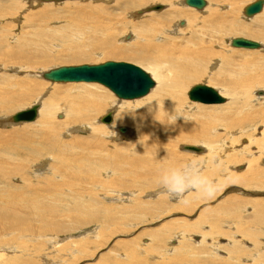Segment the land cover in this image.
Instances as JSON below:
<instances>
[{
	"label": "bare ground",
	"instance_id": "1",
	"mask_svg": "<svg viewBox=\"0 0 264 264\" xmlns=\"http://www.w3.org/2000/svg\"><path fill=\"white\" fill-rule=\"evenodd\" d=\"M0 1L7 2L11 6H14L15 3L22 4L23 11L28 9L27 5L21 0ZM29 1L30 7L35 6L33 3H37L31 0ZM36 1H42L43 3L51 2L43 0ZM109 1L113 2V8H115L113 10L123 11L122 15L121 12L116 16L107 12V4ZM153 1L167 3V8L162 13H150V11V15H145L147 17L145 20L143 19V21H141V17L143 16H141V13H138L141 9L135 12L131 10L133 7L145 5ZM183 1L184 0L73 1L71 4H74L72 7L75 8L71 10V18L64 26L57 29L52 27L49 28V31L39 27L29 34L27 33L30 37L27 50L35 54H42L43 46H45L49 38H52L51 43L54 41L61 42L63 47H79L84 44L83 41L85 40H87L88 44H90V46L92 45V47L93 45L99 46L96 38L105 35L108 37L110 34H113L116 32L118 23H120L121 27H125V30L132 32L131 36L126 37L127 40L129 37L131 39L128 42L133 40L128 45L136 49V44L144 42L142 46H144L146 51L153 50L154 60L146 61L143 63L142 68L150 74L154 81V86L149 93L143 96L144 98L141 97L142 99L140 100L131 101L123 99V101H118V99L116 102L115 99L112 100L113 97L110 98L109 95L111 94L107 92V90L93 83L64 82L59 84H69L60 86L54 82L51 83L52 85H50L46 97L39 98L34 104L27 108L31 109L34 105H37L36 115L32 120L36 127V131L33 135L29 136H27V134H17L16 137L24 136L21 138L23 142L18 145L9 144L6 147L7 149L0 152V184L2 183L0 186V236L7 238L5 239L6 242L17 244L16 247L11 244L9 249L0 246V264H35L31 262L32 260H23L29 256L35 257L32 254L38 253L41 246L45 247L44 251L49 249L47 252H49L50 258L58 257L60 254L62 256L66 253H68L70 259L73 257L76 259L77 255L81 258L88 252L86 250L88 247L84 245L85 243L87 245V241L86 239L83 240L84 238L88 237L94 241L101 240L105 234L109 233L113 235L121 232L124 233L127 232L124 231L127 226L132 227L134 224L140 225L141 223L150 221L149 218H158V216L154 215V210L151 211L149 206H147L148 203L146 204L144 202V204L139 202L136 198H140L143 192L155 187L159 183L160 170L163 167L180 164L174 156L176 153L174 154L171 148L177 147V139L179 141L180 137H187V135L190 134L185 132L182 136V130L194 128L202 135L203 132L201 133V128H207L206 125H198V123H195L193 120H185V108L187 106L194 107V104L195 106L197 105L196 102L190 100L189 101L193 103L191 105L187 104L188 101L186 103L183 99L185 93L188 97V91L191 88H189V85L193 81H201L202 84L207 86L211 85L212 87L215 85L219 95L221 94L224 99H227L226 103H220L222 104V110L210 109L207 110V112L208 116L214 117L222 115V112L227 110L230 111L231 117L228 116L229 118H227V120H225V118L223 125L221 124L223 129L222 127L220 128L229 135L228 148L222 150L220 147L221 145L217 147L219 141H212L213 137H215L213 135L210 140H206L208 143L206 146L205 144L203 145V142H200L202 145L182 144L179 147V151L189 153L191 156L200 155L199 157L208 160L214 159L221 165L219 172L225 171L224 169L227 166L235 170L233 166L235 163H238L236 160L241 158V155L238 154H246L247 158H249V160L246 161V168L242 170L243 172L238 171L239 174H234L238 178H235L234 175H230L225 179V182L233 180L232 182H237L241 184V186L247 188H258L262 186L263 182L259 180V178L263 175V171L262 169L258 171V168L254 166L255 162L262 154L259 153V156L251 157L248 153L249 146H247L246 149L243 148L244 150L242 149L243 146L238 148L243 150L241 153H236L238 151H234L232 153L235 154H231L230 152L233 151V146L236 142L243 137V134L240 133L245 131H257L261 129L259 132L261 137L253 140V142L256 144L259 152H261L264 146V93L260 94L261 91H258L259 89L264 90V4L261 11L252 17V19L256 21V28L253 29L239 21L240 12H242V17L245 18L243 9L247 5L242 7L244 0H210L209 3L206 2V6L202 10L193 8V10L195 9L199 14H187L183 12V9L179 7L181 5L184 7L187 6ZM42 2L41 5L40 3L37 5H43L45 7L52 5V3L42 4ZM12 15L15 17L16 22L19 23V19L22 17V11ZM128 17L131 19L127 20ZM0 19H5L1 10ZM37 21L43 22V18L39 16ZM183 26H185V28H182ZM36 30H38L39 36H37L35 40L34 35ZM184 30H190L191 32L195 31L199 33L200 38L198 40L191 39L190 37L184 38ZM165 33H170L172 36H165ZM230 35H243L249 39H256L260 42V44L257 42L259 47L255 49L232 47L231 40L233 38L227 37ZM22 36L23 34L19 37ZM180 36H182V38ZM110 39L108 40L111 42ZM177 39H181L182 41L178 42ZM34 40L35 42L29 45V43ZM95 41L97 43H95ZM9 42L10 37L2 39L0 36V60H3V58L9 56L13 52V47H9V50H4L6 45H10ZM181 43H183V45H180ZM227 43L231 49H227L225 46ZM83 48L84 46L79 48L81 50H71L72 53H70V56H77V52L86 55L87 51L83 50ZM235 48H237V52H235ZM117 49V46L111 45L105 52L112 54L115 53ZM240 50H244V52H238ZM231 51L236 53L235 56H233V53L230 54ZM162 62H167L173 69L171 75L163 82L154 71V65ZM211 62L213 64L209 65ZM218 62V67L212 69ZM32 65L34 64L31 62L27 63L28 68H31ZM4 66H6V64L4 63L2 65V61H0V69L4 68ZM14 71H17V69ZM42 73H31V76L35 78V80L43 79ZM1 78L2 76L0 75V83L3 82L8 85L6 86L4 84L5 87L2 89L0 88V115L4 114L2 111H6L1 108L4 102H21L23 98L26 97L22 96L15 98L13 93L16 90L31 94L35 92L38 86V83L36 84V82L31 79L27 81L21 80L22 82L17 83V80H15L16 78L13 76H7L6 82L2 81ZM107 98H110V102L106 101ZM259 101L262 102L259 103ZM105 104L106 107L104 112L100 113V108ZM198 104L202 105V103ZM27 109L19 110L14 114ZM127 110L134 111L131 114L124 113L119 116L121 112ZM173 111H182L184 113V119L178 120L173 125H166V114ZM105 113L111 114V122L108 125L101 124V119L97 120L98 117ZM225 116L227 115L225 114ZM55 117H57L59 121L56 120ZM8 119V117L1 118L0 126L3 125V127H7V125H9ZM120 120L128 121L131 123L130 125L136 126L130 129L129 127L127 129L122 128L120 127ZM20 123L26 122L23 121ZM191 125L194 126L191 127ZM81 128H89V136L93 138L96 135L97 142L87 149H84V146L81 149L82 153L80 152L81 154L78 155V157L77 155L75 157V155L71 154L69 158L65 157L64 154L67 151L69 152V150H64L67 144L65 141L61 142L62 139L60 135L61 137H68L66 133L78 132ZM120 128L124 129V131L120 132ZM64 130L65 132L63 133ZM140 131H143V133ZM205 132L206 131H204V135ZM143 135L144 139H142ZM139 136L141 140H139ZM108 137H110L109 141H107ZM124 141L130 145L127 149L128 153L123 152L121 149V145ZM223 141L225 140L223 139ZM186 146L195 147L197 150H184ZM91 147H95V150ZM77 148L79 149L80 147H76V149ZM73 149H75V147ZM70 150V152H73L72 149ZM254 155L255 154L252 156ZM14 159L23 162L24 168H15L11 170L9 167ZM24 159L26 161H32L33 164H29V166L26 167ZM51 160L54 161V164H50ZM260 161L264 163V157L261 158ZM208 168H214L213 171H216V167L212 164H209ZM246 171L247 173L249 171L250 176H245L246 173L243 174ZM250 171H256L257 173L255 172L254 175H251L252 172ZM210 173L209 171V175ZM18 177L22 179L21 183H18L17 186L16 184L12 186L10 180L13 178L18 179ZM84 180L87 182L91 180L94 182L100 180L96 182V184H92L103 188L106 187V189L109 187L117 189L114 190L110 188L111 192L114 190L116 198L111 197L109 199H117L120 204L122 200L119 198L123 196V192L121 191H129V197L132 195L136 197L134 200H130V204H133V206H130L128 209L124 208L120 212L122 216L115 218L110 207L104 206L103 208H99L98 206L95 198L98 196L106 200L107 198L102 196L104 193L97 192L96 195L88 193L85 196L80 191L79 185L85 182ZM136 184L138 185L136 186ZM244 194L246 193L244 192ZM144 195L148 197L150 193ZM194 197L199 202L201 200H206L194 193L186 197L188 202L185 204L190 203ZM248 201L246 202L247 204L243 205L235 203V210L236 212L238 211L239 214L241 212L245 214L250 210L252 212V218L250 219L243 220V216L238 215L239 217L237 218L230 214L226 215L225 212L220 211L215 213L216 210H213L215 211L213 213L216 214L213 218L207 216V213L205 215L202 212L203 215L199 214L198 217L202 216L203 218H197L195 223L196 227L191 226V224L190 227L184 224L176 225L175 222H173V224H165L159 230L146 234L150 238V242H155L152 244V248L148 249L147 246H137V243L132 244L134 241L128 243H126V241L120 248L121 252L111 250L106 254L101 253L97 256L94 264H127V259L131 264H137L138 257H142L140 258L141 260L138 261V264H148V261H150V259H148L149 257H153V260L157 261L154 262L155 264H162L163 261H161V263L158 261L161 259L164 260L166 256H170L176 249L173 246L162 250L159 247L161 238L164 236H176L175 238H179L184 236V233H188L195 228L197 231L199 227L202 226H207L209 230L201 234V239L197 242L199 245L198 247L186 246L192 253V256L189 257L192 258L190 259L192 262L188 261L187 264H207V262L198 261L199 257L197 255L208 256V264H264V244L259 242V238L262 236L261 229L264 225V199L260 200L258 198L257 200ZM155 204L158 205L155 209L158 210L160 208L161 210L160 215H164L175 209L174 207H162L161 201ZM226 204L227 203H225V205ZM130 210L133 212H130ZM209 215H212V211H210ZM212 216H214V214ZM63 217L70 220L68 225L64 223L65 219H63ZM101 220L105 222L104 227L99 226V229L95 228L89 234L90 236H83L84 238L82 237L79 242H77V240L70 248L67 247V242H63L66 238L60 240V236H57V233L74 230L87 223L96 222V224H100ZM122 226H124V229H121ZM221 227H224V229L220 230ZM220 236L224 237V240L228 238L225 244H220L218 242L219 238H221ZM106 237L108 236H105V238ZM206 240L209 242H206ZM33 241H36V243ZM88 242L90 243V241ZM91 242L93 244L95 243L92 240ZM204 242L207 244L205 247L201 246ZM29 244H36L37 248H33L32 245L33 249H29ZM211 248L212 250H210ZM220 249L225 250V252L222 251L224 252L223 258H220L218 255ZM179 251L183 250L180 249ZM55 253H57V255H55ZM45 255L47 256L46 251ZM147 256L148 258L146 261L143 260V257ZM247 257H249L248 261L250 262L245 263L244 261ZM181 260L183 259H180V261Z\"/></svg>",
	"mask_w": 264,
	"mask_h": 264
},
{
	"label": "rangeland",
	"instance_id": "2",
	"mask_svg": "<svg viewBox=\"0 0 264 264\" xmlns=\"http://www.w3.org/2000/svg\"><path fill=\"white\" fill-rule=\"evenodd\" d=\"M21 1H23V3H25L27 5V8H28L27 10H25V11L22 10V4H16L15 3L14 6H11L7 2L0 1V10H1V13L4 15V18H5V19H0V36H1L2 39H4V38L7 39L8 37H10V42H9L10 45L9 46L6 45L4 47V50H9V47H13V52L9 56L3 58V60L2 59L0 60V61H2V65L4 63L6 64V66H4V68L0 69V73H1L0 75L2 76L1 80L4 81V82H6L7 76H13V77L16 78V79L15 78H13V79L17 80V83L22 82L21 80L27 81V80L31 79V80L35 81L36 84L38 83V86H37V89L35 90V92L34 93L32 92L31 94H29V93H27L25 91L16 90L13 93L15 98L22 97V96H26V97L23 98V100L21 102H4L1 105V108H3L6 111L5 112L2 111L4 114H2V112H1L2 115H0V121H1V118L8 117L9 118L8 119V124L10 126L9 125H7V127L6 126L3 127V125L0 126V146L2 147V148L0 147V152L5 150V149H7L6 147L9 144L10 145H18V144H21L23 142L22 141L23 139H21V138L24 137V136L22 135V137H16L17 134H19V135L20 134H27V136H29V135H33V133L36 131V127L33 124V121L32 122H26V123H18V124H12L11 123L12 114H14L15 112H17L19 110L27 109L32 104H34L35 101L38 100L39 98L46 97L48 95L47 91L50 89V85H52L51 82L43 80V79L35 80V78H33L31 76V73L39 72L41 74L42 72H46V71H48V70H50L52 68H55V67L69 66V65H80V64H99V63H103L105 61H115V62L130 63V64L136 65V66L140 67L141 69H143L142 68L143 63H145L146 61H153L154 60V57H153L154 56V52H153V50H147L146 51L144 49V46H142L144 42L143 43L139 42L138 44H136L135 45L136 49H134L133 46L128 45L133 40L128 42L131 39L129 37V39L127 40L126 37L127 36H131L132 32H130L128 30H125V27H121L120 23H118V25H117L118 27L116 29V32H114L113 34H110L108 37H106V35H105V36H99V37L96 38V41H98L99 46L93 45V47H92V45L90 46V44H88V41L85 40V41H83L84 44H82L79 47H65V46L63 47L61 42L54 41V42H57V43H54V42L51 43V39L52 38H49V40L46 41L45 46H43V49H42L43 53L42 54L32 53V52L27 50V45H28L29 38H30L28 34L33 32L35 29H37L39 27L45 28V29H47V31H49V28H52V27L55 28V29L61 28L62 26H64V24L66 22L69 21V19L71 18V10L75 8V7H72V6H74V4H71V3H73V1L74 2L75 1L76 2H80V1H84V0H73V1H68L67 0V1H59V2L51 1V2H46V3H43L41 1L42 4H50V3H52V5H50L49 7H45L43 5L40 6L41 2L36 1V0H31L33 2L34 1L37 2V3H33V4H35V6H31V7L29 6V4H30L29 0H21ZM209 1L210 0H206L207 3H209ZM253 1L254 0H252V1L251 0H244L243 3H242L243 4L242 7L252 3ZM39 3H40V5H37ZM112 3H113L112 1H109V3L107 4V6H108L107 7V9H108L107 12H109V14H111V15L114 14V16L120 14V12H121V15H122L123 11L113 10L115 8H113L114 6H113ZM156 4L162 5L163 9H161L159 11H151V12L150 11H144L143 13H141V16H143V17H141V21H143V19L145 20V18L147 17L145 15H150V13H157V12L158 13L159 12L162 13L167 8V3H163V2H160V1H153V2H149V3L145 4V5H141V6H138V7H133V8H131V10H132V12H135V11H137L139 9L145 10L148 6L156 5ZM181 6H179V7L182 8L183 12H186L187 14H192V13L199 14V13H197V11H195V9L193 10V8H190V7H187V6L184 7L183 5H181ZM70 7H72V8H70ZM21 11H22V17L19 19V23H18V22H16L15 17L12 14H14L16 12L20 13ZM241 11H242V9H241ZM240 14H241V17H240ZM240 14H239V18H240L239 21L240 22L244 23L246 26H249V27H251L253 29L256 28V21L254 19H252V17L254 15L252 17H249V18H247L246 16H245V18H243L242 17L243 16L242 12H240ZM39 16H41L43 18V22H38L37 21L39 19ZM133 16H135V15H133ZM128 19L130 20L131 18L128 17L127 20ZM136 20H138V19H136ZM182 28H185V26H183ZM183 33H184L183 34L184 38H189L190 37L191 39H194V40H198L200 38L199 33L195 32V31L191 32L190 30H184ZM21 34H23V36L19 37ZM165 34H164L165 36H170V35L172 36V34H170V33H165ZM37 36H39L38 30H36L35 35H34L35 40H36ZM180 37L182 38V36H180ZM227 37H229V38L242 37V38H245V39L247 38V37H245L243 35H232V36L230 35V36H227ZM107 38L108 39L111 38L110 39L111 42ZM247 39H249V38H247ZM35 40L33 42L29 43V45H32L35 42ZM249 40L258 42L260 44V42L258 40H256V39L253 40L251 38ZM96 41H95V43H97ZM177 41L181 42L182 40L181 39H177ZM162 43H164V42H162ZM111 45L117 46L118 49L115 51V53H112V54L110 53L109 54V53L105 52V50L108 49V47L111 46ZM180 45H183V43H181ZM83 46L85 48V49L83 48V50L87 51L86 55H82V54H80V52H77V54H78L77 56H75V57L70 56V53H72L71 50H75V49L81 50L79 48H81ZM225 46L227 47V49H231V47L229 46L228 43ZM21 47H23V48H21ZM235 49H236L235 52H237V48H235ZM244 50H240L238 52H244ZM233 51H231L230 54L233 53L234 55L233 54L232 55L235 56L236 53L233 52ZM224 52H226V51H224ZM29 62L34 64V65H32L31 68L27 67V63H29ZM210 64H213V63L211 62V63H209V65ZM218 64H219V62L216 63L212 69L218 67ZM1 67H3V66H1ZM15 69H17V71H14ZM2 83L3 82L0 83V88L1 89L4 88L5 85H6L5 83H3V84ZM55 84H59V83H55ZM66 84H69V83L59 84V85L63 86V85H66ZM84 84H86V83H84ZM93 84L98 85L100 88L107 90V92H109L111 94V95H109L110 98L113 97L112 100L115 99V101L117 102V100L119 99L109 89H107L103 85L98 84V83H93ZM197 84H202V82L201 81H193L189 85V88L192 87V85L194 86V85H197ZM212 88L217 90V88H215V85H213ZM258 91H261L260 94L264 93V90H262V89H259ZM110 98L109 99L107 98L106 101L110 102ZM142 98H144V97H142ZM142 98L134 99V100H131V101L140 100ZM183 99L185 100L186 103L188 101L187 104L191 105L193 103V102L189 101L188 97L186 96V93H185V96L183 97ZM226 100L227 99H225L224 103H226ZM118 101H123V99H119ZM261 102L262 101H259V103H261ZM222 104H214V105H204V104H202V105H199L197 103L196 106L194 104L195 108L194 107H190V106H187L185 108V110H186V119L185 120H187V121L188 120L189 121L193 120V121H195V123H198V125H202V126L206 125L207 128L208 127H212V128H208V129L206 127L201 128V133L203 132L202 135L198 132V130H196L194 128H190L189 130H182L181 131L182 136H183V134H185V132L186 133L188 132L190 134L187 135V137H180L179 141L177 139L176 140L177 141V147L176 148H171L174 151V154L176 153L174 156L176 157V159L180 163H182L183 161L193 157V155L191 156V154H189V153L182 152V151L180 152L179 151V147L182 144L183 145H188V144H190V145H193V144L194 145L195 144L202 145V143H200V142H203V145L205 144V146H206V145H208L206 140H210L212 138V136L214 135L215 137H213L212 141H214V140L215 141L217 140L216 142L219 141L218 142L219 144L217 145V147L221 145L220 147L222 148V150H225V149L228 148L227 144H228L229 135H227L222 130L223 129L222 125H223V122L225 120H227V118L231 117L230 111L227 110L225 112H222V115H220L221 117L220 116H214V117L208 116V112H207V110H210V109L222 110L223 109L221 107ZM105 107H106V104L100 108V113L104 112ZM225 114L227 116H225ZM58 115H60V114H58ZM104 115H106V113ZM104 115L98 117L97 120L101 119ZM55 118H56V120H58L57 117H55ZM209 121H211V122H209ZM99 122H101V121H99ZM110 122H111V120H110ZM110 122L109 123H102L101 122V124L108 125V124H110ZM119 122H120V125H121L120 127L126 128V129L128 127H129V129L130 128H135V126H136V125H130L131 123L128 122V121L120 120ZM192 126H194V125H191V127ZM221 127H222V129H220ZM187 128H189V127H187ZM211 129H212V132H211ZM213 129H214V132H213ZM207 130H208V132H207ZM260 130L261 129H259L257 131H245L243 133H240V134H243L242 135L243 137L241 138V140L240 139L238 140L239 142L238 141L236 142V144H235L236 146L235 145H234L235 147L233 146V151H231L230 153L231 154H235V153H232L234 151L235 152L238 151L236 153H239V152L241 153L244 149L247 148V146H249V151L248 150L247 151H248V153L250 154L251 157H257V156H259V153H261L263 155V156L262 155L259 156V158L257 159V161L254 164V166L256 168H258L257 169L258 171L259 170L261 171V169L263 171V175L259 178V180H262V182H263L261 187H258V188H256V187H252V188L248 187L247 188V187L241 186V184H239L237 182H232L233 180H229L228 182L224 181L223 186L220 188V190L213 197L209 198L208 200L207 199L206 200H201L199 202L194 197V199H192L190 203H188V204L184 203L183 204L180 201H177V200H174V199H168L167 197L158 195V193L161 190V185H160V183H158L153 188H150V189H147V190L145 189L146 191L143 192L140 195V198H136L134 195L129 197L128 194H130V192L126 191V190H122L121 192H123L122 193L123 196L119 198V199L122 200V202L120 204V203H118L117 199H114V200H110L109 199L111 197H113V198L115 197L116 198V195L114 194V190H117V189H115L113 187H109V188L106 189V187L103 188V187H100L98 185H93L92 184V183L96 184V182H98L100 180H98L96 182H94L92 180L90 182L89 181L87 182V181H85L86 180L85 179L84 180L85 182H83V183H81L79 185L80 191L85 196L88 193L93 194V195H96L97 192L98 193H104V194H102V196L106 197L107 198L106 200H103V199H101V197H98V196H96V198H95L97 200L98 206H99V208L100 207L103 208L104 206L110 207L111 208L110 210L114 214L115 218H118V217L122 216L121 215L122 213H120V212L124 208L128 209L130 206H133V204H130V202H131L130 200H134L135 198L137 200H139V202H142V203L145 202L146 204L148 203L147 206H149L151 211L154 210L153 211V212H155L154 215L158 216V218H149L150 221H147L145 223H141L140 225L139 224H137V225L134 224L135 226L133 225L132 227L127 226L125 229L123 228L124 226H122L121 229H124V231H127V232L116 233V234H113V235H110L108 233V234H105L101 238V240H97V241H94L93 239H90L88 237H86V238H84V237L85 236H90L89 234L95 228L99 229V226H103L104 227L105 226V222L101 220L100 224H96V222L87 223V224H84L80 228H76L74 230H68V231H63V232L57 233V236L58 235L60 236V237L58 236L60 240L66 238L65 239L66 241L64 240L63 242H67V244L66 243L65 244L69 248H70V246L72 244L76 243L77 240H78L77 242H79L83 236H84L83 240L86 239L87 245L89 243L88 241H90L88 246L86 245V243L84 244L86 247H88V248H86V250L88 252L84 255V257L80 258V256L77 255V257H78V258L76 257L77 260L75 259V257H73L74 259L72 257H71L72 259H70L68 253H66V254L63 253L65 255L61 256V254H60L58 257L50 258L49 257L50 254H49V252H47V250L49 251V249L45 250L46 254H47V256H46L45 255V251H44L45 247L41 246V248L39 249L38 253L32 254L35 257L29 256L28 258H26L23 261H31L32 260L31 262H34L35 264H38V263L39 264H65V263L66 264H74V263H76V264H94L96 262L97 256L99 254H101V253L102 254H106V253H109L111 250H117V251L121 252L120 248H121L122 244H124V242H126V241H127L126 243L134 241V242H132V244H136L137 243L136 244L137 246H141V247L142 246L143 247L147 246L148 249L152 248V244H154L155 242H150V238L146 234L149 233V232H154L156 230H159L165 224H168V223L169 224H171V223L173 224V222H175L176 225L184 224V225H188L190 227V224H191V226H195L196 227L195 223H196L197 218H199V219L203 218L202 216H200L202 218L198 217L199 214L203 215L202 212L205 215L207 213V216L213 217V218L216 215L215 213H218L219 211L220 212H225L226 215L230 214L233 217H237V218L239 216H243V220H245V219L247 220V219L252 218V212L250 210L247 211L245 214H243L242 212L239 214L238 211L236 212L235 203H239V205H243V204H247L246 202L248 200H249L248 202H250L252 200H257L258 198L260 200L264 199V188H262V187H264V177H263L264 176V163H262V161H260V159L264 157V154H263L264 153V146H263V149L261 150V152H259L257 147H256V144H254V142H253V140L259 139L261 137L260 133H259ZM204 131H206L205 135H204ZM230 131L234 132L233 130H230ZM24 132H26V133H24ZM64 132H65V130L63 131V133ZM89 132H90L89 128H86V129L81 128V130L79 129L78 132L66 133V136H68V137H61V135H60V138L62 139L61 142L65 141V143L67 144V146H66V148L64 150H67V149L69 150V152L67 151L64 154L65 157L69 158L71 155H75V157L77 155V157H78V155H80L82 153L81 149L84 146H85L84 149H87L91 145H95V143L97 142V136L95 135L93 138H91L89 136ZM141 133H143V131ZM181 133H180V135H181ZM218 133H220V134H218ZM222 134H224V135H222ZM144 135H143L142 139H144ZM207 135H209V136H207ZM225 135H226V137H225ZM206 136L209 137V138H207ZM219 136L220 137L222 136V137L220 138ZM217 137H218V139H217ZM166 139H169V138H166ZM223 139L225 141H223ZM26 140H28V139H26ZM68 140H70V141H68ZM109 140H110V137L107 138V141H109ZM139 140H141L140 136H139ZM71 144H72V146H71ZM73 145H75V146H73ZM74 147H75V149H73ZM76 147H80V148L76 149ZM129 147H130V145L127 144V142H125V141L121 145V149L125 153H128L127 149ZM241 147H242V149L243 148L244 149L243 150L242 149H238V148H241ZM69 148L72 149L73 152H70L71 150ZM91 148L95 150V147H91ZM180 150H181V148H180ZM253 154H255V155L252 156ZM238 155H241V158L239 160H236V162H238V163H235L234 166H233V167H235V170L231 169L228 166L224 169L225 171H223V172H219L220 168L219 169L215 168L216 171H213L214 168H210V169L207 168V174L209 175V171H210L211 172L210 173L211 176H215V174H217V175L219 174V175H223L224 177L227 178L230 175L232 176L234 174H239V172H243L242 170H244L246 168V161L249 160V158H247L246 154H238ZM17 163H18V165H17ZM21 163H22V166H21ZM25 163H26V167L29 166V164H33L32 161H26V160H25ZM50 164H54V161L51 160ZM23 166H24L23 162H20V161H17V159H14V161L12 162V164H11V166L9 168L11 170H13L15 168L16 169H23L24 168ZM50 170H52V169H50ZM235 171H236V173H235ZM250 172H252V171H250ZM255 172L256 171H253L251 175H254ZM260 173H262V172H260ZM0 174H1V172H0ZM243 174H245V176H248V175L250 176L249 171H248V173L246 171ZM238 176H240V175H238ZM234 177L238 178L235 175H234ZM21 181H22V179L20 177H18V179H16V178L14 179L13 178V179L10 180V182H12V184H11L12 186H15V184L17 186L18 183H21ZM8 183H9V181H8ZM1 185H2V183L0 184V186ZM137 185L138 184H136V186ZM95 187H97V188H95ZM110 188L114 189V190L111 192ZM259 188H262V189H259ZM104 190H105V192H104ZM244 192L246 194H244ZM148 193H150V195L148 197H145L146 195H144V194H148ZM151 193H153V194H151ZM189 194L193 195L194 193H189ZM251 194H253V195H251ZM159 201H161V206L162 207H165V208L174 207L175 209L173 208L174 209L173 211L167 212L164 215H160V212H161L160 208L158 210L155 209V207L158 206L155 203L159 202ZM225 203H227V204L225 205ZM175 204L178 206V208H177V206ZM229 204H230V206H229ZM181 205H182V207H181ZM217 206H221V207H217ZM226 206H228V207H226ZM200 209H202V210H200ZM205 209H206V211H205ZM231 209H232L233 212L231 211ZM191 210H192V212H191ZM213 210H216V212L213 211ZM210 211H212V215L214 214V216H212V215L210 216L209 215ZM130 212H133V211L130 210ZM213 212H215V213H213ZM244 217H246V218H244ZM63 219H65V218L63 217ZM55 220H57V219H55ZM57 221H59V220H57ZM68 222H70V220H68V219L64 220V223L67 224V225L69 224ZM222 229H224V227L220 228V230H222ZM208 230L209 229H208L207 226H202V227H199V229L197 230L199 232H197L196 228H195L194 230L189 231L188 233H184L183 234L184 236H181L179 238H175L176 236H170V237L169 236H164L163 238H161L159 247L163 250V249H167V248H170V247L174 246V248L176 250H174V252L170 256H166V258L164 260L161 259L158 262L161 263V261H163L162 264L163 263L164 264H181V263L182 264H187L188 261L192 262L190 260L192 258H189L190 256H192V253L186 248V246L198 247L199 245L197 244V242H198V240L201 239V234L208 232ZM261 230H262L261 231L262 236H261V238H259V242L261 244H264V225H263ZM105 236H108V237L105 238ZM223 238L224 237L219 238L218 242L220 244H225L226 241L228 240V238L226 240H224L225 238L224 239ZM5 239H7V238H4L3 236H0V246L6 247L7 249H9L10 245L13 244L14 247H16V245H17L16 243L6 242ZM91 240L93 242H95V243L93 244L91 242ZM86 241H84V242H86ZM206 242H209V241L206 240ZM206 242H204L201 246L205 247V245H207ZM34 243H36V241ZM143 243H144V245H143ZM95 244H96V246H95ZM145 244H148V245H145ZM32 245H33V248H35V249L37 248L36 244H29V249H33ZM11 247H13V246H11ZM180 249L183 250V251H179ZM210 250H212V248ZM222 251L225 252V250L224 249H220V252L218 254L220 258L224 257V252H222ZM8 254H9V251H8ZM173 254H174V256H173ZM55 255H57V253H55ZM89 256H91V257H89ZM197 256L199 257L198 261L205 262V263L207 262V264H208V261H207L208 256L207 257H205L204 255H197ZM36 258L37 259L39 258V259L37 260ZM114 258H115V256H114ZM140 258H142V257H138V261L141 260ZM147 258H148V256L147 257H143V260L146 261ZM248 258L249 257H247V259H245V261H244L245 263L246 262H250V261H248L249 260ZM148 259H150V261H148V264H150L151 261H152L151 264H155L154 262H157V261L153 260V257H149ZM180 259H183V260H181L183 262H181ZM138 261H137V264H138ZM167 261H170V262H167ZM127 264H131L130 261H128V259H127ZM132 264H135V263H132Z\"/></svg>",
	"mask_w": 264,
	"mask_h": 264
},
{
	"label": "water",
	"instance_id": "3",
	"mask_svg": "<svg viewBox=\"0 0 264 264\" xmlns=\"http://www.w3.org/2000/svg\"><path fill=\"white\" fill-rule=\"evenodd\" d=\"M61 1V0H43ZM183 3L189 7L202 10L206 6V0H184ZM264 0H255L244 7L243 13L249 18L259 13ZM163 9L160 4L148 6L144 11H159ZM232 47L255 49L259 44L255 41L236 37L231 40ZM42 78L51 83L64 82H87L98 83L109 89L117 98L132 100L141 98L149 93L154 86L151 76L140 67L115 61H105L99 64H80L52 68L42 73ZM190 101L205 105L224 103L225 99L219 95L216 89L205 84H197L188 91ZM37 105L31 109L20 111L11 116V123L32 121L36 115ZM111 114L107 113L101 118L103 123H109ZM123 132L124 129H119ZM186 150H197L195 147L186 146Z\"/></svg>",
	"mask_w": 264,
	"mask_h": 264
},
{
	"label": "clouds",
	"instance_id": "4",
	"mask_svg": "<svg viewBox=\"0 0 264 264\" xmlns=\"http://www.w3.org/2000/svg\"><path fill=\"white\" fill-rule=\"evenodd\" d=\"M155 73L162 82L171 75L173 69L167 62L154 65ZM134 110H127L120 113L131 114ZM184 119L182 111H173L166 114V125H173L178 120ZM212 164L219 169L221 165L214 159L208 160L199 156H193L176 166L163 167L160 170L159 183L161 190L160 196L187 203L189 193H195L201 198L208 199L213 197L223 186L226 179L223 175L211 176L207 174L208 165Z\"/></svg>",
	"mask_w": 264,
	"mask_h": 264
}]
</instances>
